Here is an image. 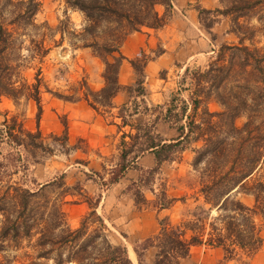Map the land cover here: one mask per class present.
Returning a JSON list of instances; mask_svg holds the SVG:
<instances>
[{
    "label": "trees",
    "instance_id": "1",
    "mask_svg": "<svg viewBox=\"0 0 264 264\" xmlns=\"http://www.w3.org/2000/svg\"><path fill=\"white\" fill-rule=\"evenodd\" d=\"M172 1L67 0L69 8L80 11L85 17L86 25L77 34L83 45L78 48L91 50L105 64V86L101 90L93 91L87 81H83L81 86L87 92L85 100L98 113L101 108L112 107L113 99L124 89L119 83V75L125 61L138 74H144L146 63L128 59L122 54L125 40L145 28L157 30L164 27L166 15H161L158 8L163 6L167 12ZM222 3L224 9L216 12L231 17L237 44L222 45L205 70L199 69L192 74L194 89L189 100L182 101L179 114L174 115L178 122L185 120L177 129L178 137L166 140L148 132L146 148L140 149L133 158L151 152L159 166L170 160L184 143H201V147L194 150L193 162L194 169L201 175L199 193L204 205L217 209L218 215L209 222V218L196 216L179 226L163 220L159 233L142 245V253L151 247L156 249L151 264H181L193 247L202 245L222 249L227 261L251 258L264 242V224L257 221L258 217L264 220V47L246 44L254 42L259 33L264 35V0H222ZM17 4L22 8L7 24L0 0V103L3 97L17 101L24 96L27 100H35L41 112L39 76H36L34 85L26 82L16 85L18 81L15 80L21 75V65L15 64L17 59H14L13 52L17 41L14 35L18 32L9 28L21 23L29 25L40 5L36 0H21ZM203 12L213 11L203 9ZM253 18L258 20L257 27L250 26ZM64 34L62 32V39ZM31 41L37 45L33 58L42 60L49 49L44 42L37 44ZM190 71L187 69L185 75L189 76ZM55 96L69 102L76 100L59 94ZM212 102L217 103L221 110L211 111L209 105ZM125 108L124 105L121 111ZM171 114L169 107L164 119L171 122ZM120 118L124 126L128 125L123 116ZM240 118L246 120L242 126L236 123ZM5 122L0 129V137L15 149L28 146L32 151L45 149L37 141L41 137L40 131L33 133L20 124ZM132 129H136V133L124 134L123 146L127 145V137L133 143L143 138L141 129ZM64 141H68L67 131ZM129 153L123 152L122 163L111 172L110 184H117L124 178L129 167L126 164ZM22 167L26 171L25 165ZM4 179L0 173V252L6 248L19 250L31 247L35 256L24 254L25 258L31 259L30 264H38L40 260L52 264H134L127 249L113 243L109 225L97 211L101 196L90 206L91 211L83 217L80 225L71 228L61 207L62 200L71 195L67 189L64 190V177L36 188L28 186L21 177L18 184H8L3 190L1 182ZM239 194L252 196L254 206L243 203L237 197ZM167 199L164 193L156 206L158 211L169 210L177 200L168 202ZM136 203H139L138 199ZM206 214L211 216V211ZM136 253L139 263L143 264L142 253L137 250ZM21 257H14V260ZM12 260L5 256L0 264H11Z\"/></svg>",
    "mask_w": 264,
    "mask_h": 264
},
{
    "label": "rangeland",
    "instance_id": "2",
    "mask_svg": "<svg viewBox=\"0 0 264 264\" xmlns=\"http://www.w3.org/2000/svg\"><path fill=\"white\" fill-rule=\"evenodd\" d=\"M19 1L21 0H2L7 24L15 19L22 8L17 4ZM36 2L40 5L39 10L29 25L21 23L9 28L18 32L14 35L17 41L13 52L14 59H17L15 64L21 65V75L15 80L18 81L16 85L21 86L25 82L34 85L37 83L36 76H39L41 112L33 99L27 100L22 96L15 101L3 97L0 103V129H3L7 120L9 124L22 125L26 131L33 133L40 131L41 137L37 141L41 142L45 149L32 151L28 146L17 150L0 137L2 163L0 173L5 176L1 186L5 190L8 184L16 185L20 178L24 177L28 186L36 188L64 177L66 183L64 190L67 189L71 195L62 200L61 207L71 228L80 225L83 217L91 211L90 206L101 196L97 211L106 219L113 243L125 247L128 256L132 249L140 264L136 250L142 253L144 241L159 233L163 220L179 226L196 216L209 218V222L218 215L217 209L204 205L199 193L201 175L194 169L193 162L194 150L201 147V143H184L172 154L170 160L159 166L153 156L149 159L143 155L137 159L133 158L140 149L146 148L149 142L146 137L148 132L166 140L178 137L177 129L185 120L178 122L174 115L179 114L182 101L189 100L194 89L192 74L199 69L205 70L215 59L222 45H234L238 42L237 36L232 33V19L216 12L217 9H224L222 0L217 1V8L208 10L213 11L212 13L203 12L199 1L186 5L183 0H173L172 7L167 12L165 7L160 6L158 8L160 14L166 15L167 22L164 27H171L170 38L166 37V43L160 42L155 49H142L139 57L132 59L147 65L165 52L173 57L175 62L172 67L158 74L159 84L154 91L157 95L154 99L149 98L150 91L146 85L145 75H140L134 70L136 77L134 84L128 88L124 87L120 92L123 99H128L126 110L121 111L122 106L116 110L111 109L114 107L112 104V107L101 108L97 115L90 107L85 111H72L74 107L72 103L85 100L87 92L81 88L83 81H87L93 91H99L105 71V64L95 57L91 50L78 48L83 45L77 34L81 33L86 25L84 15L69 8L67 0ZM189 10L198 11L197 21L193 26L186 20L189 18ZM176 21H179L178 26L173 25ZM241 22L246 23L244 19H241ZM249 23L253 27L259 25L256 18ZM62 32L65 33L64 39L61 36ZM31 40L37 44L44 42L49 49L42 60L33 58L36 44ZM252 43L264 47V35L259 33L254 42H246L247 45ZM187 69L191 70L189 76L185 75ZM55 94L73 97L76 100L69 102ZM169 107L172 110L171 122L164 119ZM209 108L211 111L221 110L215 102H212ZM120 115L128 125L124 126ZM98 120L102 124L116 123L118 126L115 133L106 135L108 129L91 131V125L96 124ZM245 121V118H240L236 123L242 126ZM132 127L141 129L143 138L134 144L127 137L125 139L127 145L123 146V135L136 133V129ZM65 131L68 133L66 143ZM124 151L130 152L126 161L128 170L119 183L112 185L109 183L111 172L122 163ZM164 193L168 197V202L171 199L177 200L169 210L158 211L156 206ZM237 197L246 205L254 206L255 200L252 196L239 194ZM136 199L139 203H136ZM210 211L211 216L206 214ZM133 214L134 217L148 215L145 221L156 223V229L153 230L154 233L151 232V236L147 237L149 232L144 230V237L139 239L137 234L125 230V224ZM257 221L261 225L264 224L262 217H258ZM262 235L264 237V225ZM214 249L205 245L194 247L189 257L181 264H264V242L251 258L242 257L230 261L224 259L222 249ZM25 253L35 256L34 249L28 246L19 250L6 248L0 252V261L6 256L13 259L11 264H30L31 259L25 258ZM155 254L154 247L142 253L143 264H151ZM14 257L21 259L15 261ZM38 264L52 262L40 260Z\"/></svg>",
    "mask_w": 264,
    "mask_h": 264
},
{
    "label": "crops",
    "instance_id": "3",
    "mask_svg": "<svg viewBox=\"0 0 264 264\" xmlns=\"http://www.w3.org/2000/svg\"><path fill=\"white\" fill-rule=\"evenodd\" d=\"M183 1H185L186 5H190V3H192V2L196 3L197 1H199L200 6H202V8L206 9V10H210V9H214V8L218 7V4H217L218 0H183ZM210 3H212V5ZM188 12L190 14H189V18L186 20H187V22H189L190 25L193 26L195 24V22L197 21L198 11L197 10H189ZM178 23H179V21H176L175 23H173V25L178 26ZM168 27L169 26H166L163 29H159V30L145 28L141 32H135V33L129 35L128 38L125 40L122 48H121L122 54L128 59H133V58L139 57V54H140L142 49H145V50L147 48L155 49L158 46V44H160V42L165 44L166 43V37H168L167 39L170 38L169 32H170L171 27H169V30L166 31V29ZM177 61H178V57H177ZM174 62L175 61H174L173 57L169 56V53L165 52L164 54L157 57L155 60L150 61L146 65V67L144 69V75H145V79H146V83H147L146 84L147 88L150 91L149 98L154 99V97L157 95L156 92H154V91L156 90V88H158L157 86L159 84V82H158L159 72L163 71V70H169L172 67V64ZM135 80H136V77H135V72H134L132 65L128 61H125L122 64V67L120 70V75H119L120 85H122L123 87H128V86L133 85ZM161 82L164 83L165 80H161ZM104 86H105V83H104V78H103V84L101 85L100 88L102 89ZM101 89H99V90H101ZM123 98L124 97H122L121 94L118 93L115 96V98L113 99V106L114 107H112L111 109L116 110V109L120 108L121 106L123 107L124 105L125 106L128 105L127 104L128 99L126 100ZM118 102H120V103H118ZM72 104L74 106V107H72V111H76V112L85 111V109L88 110L89 107L91 108V106L89 105V103L86 100H79V101L72 103ZM94 111L98 115V112L96 110H94ZM117 126L118 125L116 123H114V124H102L98 120V121H96V124L91 125V128H92L91 131L101 130V129H102V131L103 130L107 131V129H108L109 131H107V133H105L106 135H108V134L115 133ZM143 156L144 157L148 156V159L151 158V156H153V158L155 157V155L151 152H148V153L144 154ZM134 215L135 214H133V216L128 219L129 222L127 224H125L126 225L125 230L126 229L129 230V233H131V234H134V235L137 234L136 236H138L139 239L144 237L143 232L145 234V231H147V230H148L147 232H149V233H147L148 234L147 237L151 236L152 233H154L153 230L156 229L155 228L156 223L153 221L152 222L151 221H145V217L148 215H141V217H137V215L134 217ZM218 249L220 250V248H215L214 250H218ZM137 264H138V261H137Z\"/></svg>",
    "mask_w": 264,
    "mask_h": 264
},
{
    "label": "bare ground",
    "instance_id": "4",
    "mask_svg": "<svg viewBox=\"0 0 264 264\" xmlns=\"http://www.w3.org/2000/svg\"><path fill=\"white\" fill-rule=\"evenodd\" d=\"M129 256H130V259L134 262V264H137V258L132 249L130 250Z\"/></svg>",
    "mask_w": 264,
    "mask_h": 264
}]
</instances>
